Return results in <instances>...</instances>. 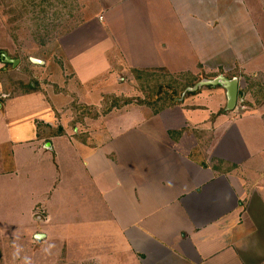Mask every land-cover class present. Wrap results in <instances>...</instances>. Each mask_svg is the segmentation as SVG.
<instances>
[{"label": "crops", "instance_id": "crops-1", "mask_svg": "<svg viewBox=\"0 0 264 264\" xmlns=\"http://www.w3.org/2000/svg\"><path fill=\"white\" fill-rule=\"evenodd\" d=\"M129 1L119 5L93 4L83 22L65 36L62 47L57 49L63 62L57 61L58 68L52 65L49 73L53 79H48L51 82L46 84L36 77L37 87H26L19 93L13 92L16 82L7 67L11 63L4 62L2 55L19 60L16 67L9 65L14 71L20 70L24 63L15 54L17 45L3 25L0 166H5L3 161L15 164L16 158L21 159V171L30 185L38 184L37 165L43 160L50 163L53 173L61 174L53 180L50 192L47 189L46 194L42 191L33 196L25 230L45 237L43 231L27 230L32 228L27 222L35 224V211L45 205L44 196L54 195L52 189L60 188L65 171L76 168L77 152L89 177L101 180V197L105 198L107 210L116 216L112 220L117 230L124 234L117 254L130 249L136 264H155L151 256L159 247L167 257L158 264H264V161L257 165L251 163L253 157L264 154V123L251 126L252 116L233 119L231 124L227 122L230 110L226 88L222 87L223 93L218 84H211L207 85L211 91L201 92L203 85L199 86V79L178 100L165 94L160 100L161 112L153 113L150 108L145 118L125 130L106 126L104 120L114 112L96 120L87 117L84 122L71 126L73 116L69 106L73 96L70 93L76 94L79 103L100 106L104 93L131 96L129 92H117V82L122 89L125 86V78H122L124 83L120 82L119 73L132 74L133 85V71L151 72L153 68L167 66L172 73L186 69L198 72V65L205 58L219 57L213 51H199L198 35L189 36L191 49L187 47V1H176L177 14L175 0H163L169 8L168 14L163 13L161 17L166 20L167 28L158 30L157 35L148 29L156 30L153 24L157 15L147 12L141 1ZM204 15L196 16V22L200 24L198 19ZM211 37L213 42L218 38L214 34ZM258 56L261 59L256 63ZM245 57L244 68L252 72L264 70V65L260 66L264 63V42L260 51ZM30 61L35 65L50 63L36 57ZM221 73L224 72L219 70L208 75L229 77ZM167 89L170 93L171 89ZM222 99L226 101L223 108ZM68 112L70 117L66 115ZM64 119L69 121L65 123ZM207 126L215 133L222 130L219 138L223 134V143L201 145L199 139L205 137L201 131ZM59 128L63 134L54 135L53 130ZM188 141L194 143L189 145ZM223 146H227L229 154L220 153L218 148ZM213 149L219 159L235 161L239 168L225 172L227 168L223 164V171L215 169L219 165L213 163L216 159L212 161L205 156V152L213 154ZM16 172V167L11 166V171L0 175ZM67 184L71 185L69 181ZM55 205L58 208L61 202L57 200ZM51 217L48 215L47 220Z\"/></svg>", "mask_w": 264, "mask_h": 264}, {"label": "rangeland", "instance_id": "rangeland-1", "mask_svg": "<svg viewBox=\"0 0 264 264\" xmlns=\"http://www.w3.org/2000/svg\"><path fill=\"white\" fill-rule=\"evenodd\" d=\"M134 1H141V3H144L143 5L147 8V12L152 11L157 15L153 24L156 30H153L151 27H148V29L155 32L157 35L158 30L162 28V31H164V29L167 28L166 20L161 19L163 13L168 14L169 12V8L164 3L165 1L131 0L129 3H134ZM176 1L178 0H175L174 8L175 12L179 14ZM181 1L188 2V12L185 11L187 12V16L185 17L187 23L185 24L187 27L185 31L188 34L185 42L187 47H190L188 45L191 43L188 40L189 36L194 38L198 35L200 36V40L196 41V43L199 51L201 49L204 53H207L208 51L212 53L213 51L214 54L219 57L216 59L215 57H210V60L205 58L202 64H197L198 72L186 69L185 71L172 73L170 71L171 68L167 66L153 68L150 70L153 75V77L150 78V81H144L145 77L137 78L136 75L137 80L134 76L133 85L131 83L132 81H130V79H132V74L119 73L118 77L121 79L119 81L122 82V78L124 77L125 86L122 89L121 84L119 85L117 82V92L121 91V94L129 92L128 94L134 96V99L137 98L142 100V97L143 99L145 97L149 100L150 97L148 96V98L146 96L148 94L150 95L156 88H160V85L163 86V84H166V79L178 80L180 84H184L187 79L193 77L190 75L192 74L200 78L199 82L213 81L215 78L208 74L219 73L220 70L224 72L221 74H225L229 77L235 76L239 88H245L246 86H248V88L250 87V93H248L244 99H242V97L239 98L235 110L227 112V122H230L231 124L234 122L233 119L236 120L240 117L244 118L245 116H252L253 119L251 121L254 122L251 126H260V122L264 123V100L259 104L255 101V98L253 97L255 89L253 86H257L258 84L264 85V70L257 69L253 72L249 71L244 68L243 62L246 60L245 56L250 57L253 53L260 51L262 48V41L264 42V0ZM77 2L79 5L78 12L71 15L65 22L63 21V18V20H60V22H63L56 26L55 21L59 18L54 14L52 15L56 20L52 21L53 25H51L52 28L48 38L37 41L33 37V27L31 28L28 26L29 23L24 24L22 28L16 30L15 33L18 35L16 36V42L13 38V41L17 45L15 54L22 57L23 65L27 67L14 71L6 64L9 71L11 70V78L16 82H14L16 86L13 92H23L26 87L30 89V84H32L33 87H37L38 82L37 80H34L36 77L40 82H51L48 79H53L49 73L52 69V65H55L58 68V62H63L60 57L61 55L57 53V49L62 47L61 42L64 41L65 36L83 22L85 14H88L90 10L89 8L93 4L101 2L102 4L115 3V5H119L122 2H125V0H77ZM179 2L180 1H178V3ZM255 2L262 7H257ZM4 3L3 0L0 2L1 44H3V25H6L8 28L4 12ZM181 4L183 5V3ZM54 10L55 9L53 8V11ZM203 13H205L204 17L198 19L201 20V23L199 24L196 22V16H201ZM215 16H217L218 19ZM11 29H13V26H11ZM182 33L185 34L184 32ZM213 34L215 37H218L216 38L217 40L214 39V42L211 39ZM182 50L184 49L182 48ZM31 57L49 60L50 63L47 65L33 64L28 66V60H30ZM261 58L258 56L256 63L259 62ZM190 63L192 62L190 61ZM253 65L255 66V64ZM262 65H264V63L260 64V66ZM225 68H229L230 70ZM22 71L26 73H23ZM20 76L24 77V81H21L23 78L20 79ZM174 84L176 83L174 82ZM217 84L221 89L215 88V90H223V93H225V90L222 88L224 87L223 83L218 81ZM207 85L211 84H208V82L203 83L201 92L204 90L211 91ZM135 87H137V90H135ZM166 89V85L163 86L162 89L158 90V95L160 96V91L162 93L165 92ZM104 91L106 92L107 89L105 88ZM107 94L109 93H104L103 99ZM176 96L180 97V94ZM103 99L101 100V103L103 102ZM222 100L224 101L222 104L223 106H221L223 108L226 107V101L225 99ZM157 104L153 106L154 109H159L163 105L162 103L160 106ZM149 109V107L143 106L137 102L128 106L126 105V107L116 108L112 111L114 112L112 116H110L108 120L106 118L104 121H106L105 124L107 127L114 128L115 130H125L135 126L139 121L145 118V113L148 114L147 111H149ZM154 109L150 110L153 113L161 112H155ZM66 115L70 117L69 112ZM204 115L206 114L204 113ZM64 120L65 123L69 121V119ZM171 120L173 122L177 121L175 118H171ZM179 124L181 125V121ZM184 127L190 128V126ZM208 127L209 126L206 127L207 129L201 131V134L205 136H202L199 139L201 145L206 144L207 146H212L215 142L218 143V141L223 143V140L221 141L223 134L221 135V138H219L222 130L221 132L219 131V133H215L214 129L212 130ZM68 129L72 131L70 127ZM224 133L228 134V131H225ZM193 134L195 135L194 130ZM69 136L71 137L72 135ZM188 142L190 143L189 145L194 143L193 141ZM224 146L219 147L218 150H220L221 154H229V149H227V146ZM206 149H208V147H206L205 150ZM67 150L68 146L65 149L66 153H68ZM214 150L215 149L211 151L213 152L211 155L209 153L206 154L205 152V156L208 155L211 157L212 161L214 159L218 161L221 160L222 158L219 159L214 153ZM70 153H72V151H70ZM216 160L213 161L214 164L218 163ZM222 161H226L223 166L227 169H230V167L234 165V168L230 171L239 168L235 161L233 162L224 159H222ZM263 161L264 154L262 157H253L251 159L252 165H257L258 162ZM15 162L16 163L14 164L12 162L3 161L5 166H0V172L5 171L6 173V171H11V166H13V168L16 167V171L18 172L17 176V172L15 174L7 173L0 175V264H136L135 261H133L130 249L117 254L122 248L124 234H121V232L117 230V227L112 220V217L116 216H113L111 212L107 210V205L104 204L105 198L101 197L102 191L99 186L101 180L89 177L83 164V160L78 156L77 152L75 153L76 168H70L65 171L63 183L60 188L52 189L54 195L51 197L48 195L44 196L45 205L42 207L37 206L39 208L35 211V224L31 223L30 220L27 222L29 226H32V228H28L27 230L35 229L45 233V237L42 236V238L41 236L37 237L35 232L34 234H31L32 231L27 232L25 230L27 216H29V208L33 202V196L36 193L40 194L42 191L46 194L47 192L45 190L51 188L50 186H52L55 177L58 176V178H60L61 174L58 175L57 170V174L53 173L50 163L43 160L37 165V174L40 178L38 184L30 185L24 177V173L21 171L22 160L16 158ZM47 163H49V165H47ZM53 164L54 161L52 162V165ZM210 164L212 165V162ZM68 181L71 185L67 184ZM67 186H71V189L69 190ZM48 192H50V189ZM57 200L61 202V206L58 208H56L55 205ZM47 214L52 216L49 221L47 220ZM46 222H50L51 224L49 226L44 224V226L42 223ZM64 242L66 243L64 244ZM126 248H130V246H127ZM99 256L102 259H100ZM166 257L165 251L158 247L157 249H154L151 259L155 264H158ZM147 258L148 257L145 259Z\"/></svg>", "mask_w": 264, "mask_h": 264}, {"label": "trees", "instance_id": "trees-1", "mask_svg": "<svg viewBox=\"0 0 264 264\" xmlns=\"http://www.w3.org/2000/svg\"><path fill=\"white\" fill-rule=\"evenodd\" d=\"M2 0H0L1 2ZM4 6H5V15H6V22L8 24V29L10 31V34L12 38L15 39L16 42V36H18L15 32L16 30L23 27L24 24H28L29 27H33L34 29V35L33 37L38 41L43 40L44 38H48L50 31H51V25L52 21H55L56 19L52 16L53 14L56 15L58 18L57 21H55L56 26L57 24H61V22H65L70 18L71 15H73L75 12H78L79 5L77 0H3ZM53 8L55 9L53 11ZM60 16V17H59ZM63 16V17H62ZM64 18V20H63ZM63 20L60 22V20ZM11 26H13V29H11ZM12 66V64H9ZM33 65L32 61L28 60V66ZM27 66L21 67L24 68ZM23 72V71H22ZM26 73V72H23ZM23 75V74H21ZM133 75L136 78H144V81L149 80L153 77L151 72L148 71H133ZM213 77H217L218 75L214 74ZM23 78V79H21ZM136 78V80H137ZM229 80H232L233 78L227 77ZM21 81H24V77L20 76ZM200 78L192 77L187 79L184 84H180L178 80L173 79H166V84H163V86L166 85L167 88L171 89V92L169 93V89H166L165 92L160 91V96L158 95V90L162 89L163 86L160 85V88H156L152 93L147 95L146 97H150L149 100L147 98L142 97V100L135 98L134 96L125 97V96H118L116 94L110 93L104 96L103 102L100 106L96 105H86L79 103L78 97L76 94H71L73 96V101L70 103L69 108L72 111V120L70 121L71 126H76L77 123L84 122L85 119L91 118V119H98L102 116H106L109 113H111L116 108H122L126 107V105H130L133 103H139L143 106H147L149 108H152L155 104L160 103L163 98H165V94H167L168 97H172V99H177L178 97L176 95L185 94L187 91L189 92V88L191 86H194L195 82L199 81ZM174 82L176 84H174ZM23 83V82H22ZM178 86V87H177ZM30 87H33L32 84H30ZM34 88V87H33ZM255 89L253 93V97L255 98V101L259 104L262 100H264V85H257L253 86ZM67 92V90H66ZM173 93V95H172ZM248 93H250V87L246 86L245 88H239L238 91V100L242 97L244 99ZM159 96V97H158ZM148 97V98H149ZM161 97V98H160ZM162 103V102H161ZM157 104L158 106L162 104ZM238 103V101H237ZM156 107V106H155ZM163 108V105L159 109H154L155 112L161 110ZM54 135L63 134L62 128L54 129L53 130ZM219 165L215 166V169L222 170L221 166L224 164L222 160L218 161ZM234 168V165L230 167V169H226L225 172L232 170Z\"/></svg>", "mask_w": 264, "mask_h": 264}, {"label": "water", "instance_id": "water-1", "mask_svg": "<svg viewBox=\"0 0 264 264\" xmlns=\"http://www.w3.org/2000/svg\"><path fill=\"white\" fill-rule=\"evenodd\" d=\"M2 57L4 62L11 63L12 65L17 66L19 63L18 59H13L5 53L2 55ZM218 81L223 83L224 87L227 89V98H228L227 109L229 110L234 109L237 105L238 91H239V84L236 78L229 80L227 77L220 76L215 78V80L213 81L200 82L199 86L203 85V83L206 82H208V84H217Z\"/></svg>", "mask_w": 264, "mask_h": 264}]
</instances>
